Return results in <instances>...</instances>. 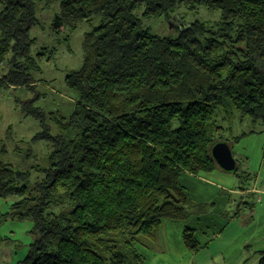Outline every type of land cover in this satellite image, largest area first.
<instances>
[{"label": "trees", "instance_id": "16d2710c", "mask_svg": "<svg viewBox=\"0 0 264 264\" xmlns=\"http://www.w3.org/2000/svg\"><path fill=\"white\" fill-rule=\"evenodd\" d=\"M42 3L58 4L61 28L101 23L84 34L79 70L63 79L69 114L20 103L24 116L56 128L32 139L46 142L43 165L17 170L2 161L0 141V200L14 198L10 217L33 225L15 264H143L141 239L190 215L179 178L217 168L210 150L226 143L217 113L222 123L264 124V0H0V91L38 83L29 30ZM199 8L220 21L189 23L176 38L151 35L136 17L170 21ZM181 237L191 253L202 248L194 229Z\"/></svg>", "mask_w": 264, "mask_h": 264}, {"label": "rangeland", "instance_id": "374dc122", "mask_svg": "<svg viewBox=\"0 0 264 264\" xmlns=\"http://www.w3.org/2000/svg\"><path fill=\"white\" fill-rule=\"evenodd\" d=\"M58 9L57 3L40 4L36 22L29 30L33 40L30 55L37 60L39 71L34 75L36 86L0 91V141L6 153L1 159L22 172L42 166L49 152L45 141L34 142L33 137L46 128V132L55 134L56 128L48 117L38 122L24 116L20 103L35 99L33 108L69 114L73 98L64 88L63 79L79 70L84 59V34L101 23L96 16L74 30L56 29L53 21ZM179 14L169 21L143 16L139 10L136 17L142 30L163 38H176L189 23L214 25L220 21L218 12L203 8L181 10ZM6 71L0 64V78ZM221 119L218 112L217 120L223 129L219 140L229 146L236 170L226 173L217 166L210 173L179 178L188 191L190 215L183 223L163 221L152 240L141 239L143 264H258L259 252L264 251V124L236 116L223 123ZM14 201L0 200V236L5 239L0 246V264H15L23 259L31 242V221L10 217ZM186 227L195 230L202 247L198 253H191L183 245L181 236Z\"/></svg>", "mask_w": 264, "mask_h": 264}, {"label": "water", "instance_id": "95a60500", "mask_svg": "<svg viewBox=\"0 0 264 264\" xmlns=\"http://www.w3.org/2000/svg\"><path fill=\"white\" fill-rule=\"evenodd\" d=\"M57 18L53 21V27L58 29L62 26ZM210 155L215 165L222 171L229 173L236 170L235 160L230 152L229 146L226 143L217 142L210 150Z\"/></svg>", "mask_w": 264, "mask_h": 264}, {"label": "crops", "instance_id": "0c3cea01", "mask_svg": "<svg viewBox=\"0 0 264 264\" xmlns=\"http://www.w3.org/2000/svg\"><path fill=\"white\" fill-rule=\"evenodd\" d=\"M186 175H187V174H186ZM246 192H247V193H248V192L253 193L252 191H249V190H246ZM246 192H245V193H246ZM248 194H249V193H248ZM183 229H184V228H183ZM155 233H156V232H155ZM153 238H154V237H153ZM204 246H205V245H204ZM24 258H25V257H24ZM24 258H23V259H24ZM23 259H21V260H23ZM21 260H18V261H21ZM18 261H16V262H18ZM16 262H15V263H16Z\"/></svg>", "mask_w": 264, "mask_h": 264}]
</instances>
